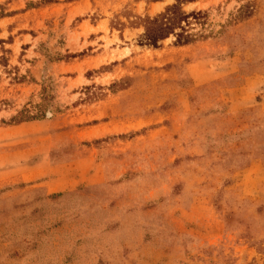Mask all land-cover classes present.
<instances>
[{
	"label": "rangeland",
	"instance_id": "obj_1",
	"mask_svg": "<svg viewBox=\"0 0 264 264\" xmlns=\"http://www.w3.org/2000/svg\"><path fill=\"white\" fill-rule=\"evenodd\" d=\"M182 1L0 0V264H264V0Z\"/></svg>",
	"mask_w": 264,
	"mask_h": 264
},
{
	"label": "trees",
	"instance_id": "obj_2",
	"mask_svg": "<svg viewBox=\"0 0 264 264\" xmlns=\"http://www.w3.org/2000/svg\"><path fill=\"white\" fill-rule=\"evenodd\" d=\"M183 2L182 0H176V3L168 5L165 11L155 16L147 15L145 18H140L145 28V32L140 39V44L158 47L160 42L172 34L176 36L175 43L180 46L190 44L196 40L197 34L191 33L187 29V26L190 24L189 18L200 19L204 14L201 11L186 12L182 7ZM184 22L186 25L183 24ZM26 117L27 119L37 118L34 115Z\"/></svg>",
	"mask_w": 264,
	"mask_h": 264
}]
</instances>
